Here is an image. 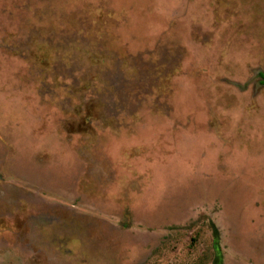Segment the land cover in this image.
<instances>
[{
	"label": "rangeland",
	"instance_id": "rangeland-1",
	"mask_svg": "<svg viewBox=\"0 0 264 264\" xmlns=\"http://www.w3.org/2000/svg\"><path fill=\"white\" fill-rule=\"evenodd\" d=\"M264 0H0V264H264Z\"/></svg>",
	"mask_w": 264,
	"mask_h": 264
},
{
	"label": "trees",
	"instance_id": "trees-1",
	"mask_svg": "<svg viewBox=\"0 0 264 264\" xmlns=\"http://www.w3.org/2000/svg\"><path fill=\"white\" fill-rule=\"evenodd\" d=\"M260 82L264 84V72H259ZM219 231L213 226L212 228V248L214 252L213 264H223V254L219 244Z\"/></svg>",
	"mask_w": 264,
	"mask_h": 264
}]
</instances>
